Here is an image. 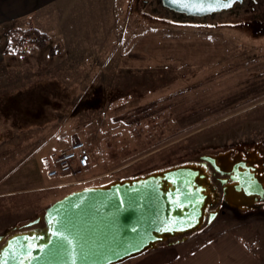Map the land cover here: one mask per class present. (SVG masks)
<instances>
[{"label":"rangeland","instance_id":"374dc122","mask_svg":"<svg viewBox=\"0 0 264 264\" xmlns=\"http://www.w3.org/2000/svg\"><path fill=\"white\" fill-rule=\"evenodd\" d=\"M258 1L254 9L244 2L236 4L238 14L222 10L209 18L177 15L162 0H83L71 5L70 25H8L3 45L6 51L12 36L17 52L6 51L16 58L0 73V232L43 216L73 190L264 141ZM32 28L48 43L25 42L36 36ZM57 34L68 44L52 38ZM77 140L95 159L93 178L44 187L68 179L46 174ZM212 223L238 230L264 264V213L241 218L224 210ZM136 256L117 264H140Z\"/></svg>","mask_w":264,"mask_h":264},{"label":"water","instance_id":"95a60500","mask_svg":"<svg viewBox=\"0 0 264 264\" xmlns=\"http://www.w3.org/2000/svg\"><path fill=\"white\" fill-rule=\"evenodd\" d=\"M210 2L214 10L196 11L200 0H193L187 10L173 0H162L164 6L192 16L230 9L243 0H203V6ZM209 185L205 167L183 163L71 191L45 208L39 231H19L6 238L0 246V264H73V260L117 264L160 243L184 241L202 228L208 207L218 201ZM231 197L242 198L225 190L223 199ZM218 211L209 214L207 223ZM6 235L0 234V243ZM61 236H67L71 245Z\"/></svg>","mask_w":264,"mask_h":264},{"label":"crops","instance_id":"0c3cea01","mask_svg":"<svg viewBox=\"0 0 264 264\" xmlns=\"http://www.w3.org/2000/svg\"><path fill=\"white\" fill-rule=\"evenodd\" d=\"M78 1L83 2V0H0V73L7 74L6 60L16 58L10 56V52H6V46L3 45L6 42L8 25L15 22L24 24L29 21L38 24L49 21L51 29L65 26L67 23L65 18L67 14L70 15L71 5L79 4ZM253 3L255 5V2ZM256 3L259 4V1ZM67 25H70V22ZM63 35L61 37L58 34L53 35L52 38L56 37L58 43L68 44L67 35ZM76 49L80 50V47ZM81 57L79 51V58ZM46 70L48 71L47 68ZM94 163L95 159L92 156L88 175L92 174ZM136 257H140L138 262L140 264H258L254 249L248 245L238 230L231 226L219 228L215 223L187 240L158 244Z\"/></svg>","mask_w":264,"mask_h":264},{"label":"flooded vegetation","instance_id":"af4514ba","mask_svg":"<svg viewBox=\"0 0 264 264\" xmlns=\"http://www.w3.org/2000/svg\"><path fill=\"white\" fill-rule=\"evenodd\" d=\"M249 3V7L254 9L252 0H243L239 3ZM235 4V6H236ZM235 6L227 11L238 14ZM177 15L184 13L174 11ZM222 12V11H220ZM208 14L206 17L213 18L217 13ZM260 24L259 20L252 21L249 26L253 28ZM206 158H203V157ZM185 163L199 164L207 170L209 174V188L213 194H218V201L214 206L208 207L205 216L207 220L209 214L219 209L216 218L226 210L235 217L246 218L253 213H264V141H241L230 144L219 151L210 154L199 155L195 160ZM234 189V190H233ZM239 194L242 198L223 199L224 191ZM231 194V193H230ZM43 217L40 223L25 227L24 224H13L7 227L0 234L7 233L4 241L9 235L19 231L36 230L39 231L43 226ZM15 229L13 230V228Z\"/></svg>","mask_w":264,"mask_h":264},{"label":"built area","instance_id":"2783aa9c","mask_svg":"<svg viewBox=\"0 0 264 264\" xmlns=\"http://www.w3.org/2000/svg\"><path fill=\"white\" fill-rule=\"evenodd\" d=\"M91 155L84 141H73L69 149L62 152L54 159V166L47 172L50 178L58 176H69L70 180L58 183L80 184L91 179L86 177L90 167Z\"/></svg>","mask_w":264,"mask_h":264},{"label":"trees","instance_id":"16d2710c","mask_svg":"<svg viewBox=\"0 0 264 264\" xmlns=\"http://www.w3.org/2000/svg\"><path fill=\"white\" fill-rule=\"evenodd\" d=\"M30 29V28H29ZM33 29V31L36 33L35 35V37H31L29 40H26L25 42H27V43H34V44H37V45H43V44H45V43H48V41L50 40L49 39V36L46 34V33H44V32H41V33H39V31H37L36 29L34 30V28H32ZM31 30V29H30ZM40 34V35H39ZM13 37L11 36L10 37V41H9V46L7 47V50L6 51H16V46L14 47V46H12L13 44L11 43V42H13ZM11 43V44H10ZM17 52V51H16Z\"/></svg>","mask_w":264,"mask_h":264},{"label":"snow or ice","instance_id":"6c2138e0","mask_svg":"<svg viewBox=\"0 0 264 264\" xmlns=\"http://www.w3.org/2000/svg\"><path fill=\"white\" fill-rule=\"evenodd\" d=\"M174 3L178 4L179 6H181L182 8H184L185 10L189 9L190 5H192L193 0H173ZM200 4L201 6L199 8H196V11H205V10H214L212 9L211 6V2L208 4V7L205 8L203 6V0H200ZM224 7H228V4H224ZM61 239H63L64 241H66L69 246L71 245V241L68 240L67 236H61ZM73 264H75L74 260H73Z\"/></svg>","mask_w":264,"mask_h":264}]
</instances>
